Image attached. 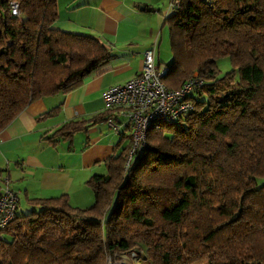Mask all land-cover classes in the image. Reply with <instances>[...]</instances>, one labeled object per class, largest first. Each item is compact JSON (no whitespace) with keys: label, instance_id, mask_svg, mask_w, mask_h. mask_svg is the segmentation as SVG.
I'll use <instances>...</instances> for the list:
<instances>
[{"label":"trees","instance_id":"16d2710c","mask_svg":"<svg viewBox=\"0 0 264 264\" xmlns=\"http://www.w3.org/2000/svg\"><path fill=\"white\" fill-rule=\"evenodd\" d=\"M172 1L164 82L176 89L199 73L193 110L150 127L148 148L128 166L127 127L106 173L87 182L91 206L68 194L28 199L3 230L0 264H107L136 249L148 264H264V0ZM57 19V0H0V132L32 101L68 93L109 63L97 37L56 29ZM222 57L233 69L219 77ZM113 116L68 121L46 140Z\"/></svg>","mask_w":264,"mask_h":264},{"label":"crops","instance_id":"0c3cea01","mask_svg":"<svg viewBox=\"0 0 264 264\" xmlns=\"http://www.w3.org/2000/svg\"><path fill=\"white\" fill-rule=\"evenodd\" d=\"M171 2L57 0L58 19L53 27L97 37L111 58L74 90L32 101L0 132V184L7 178L18 193L17 213L22 212L21 204L30 206L31 198L68 194L74 206L85 208L94 203L87 182L94 174H104L106 160L122 150L126 127L115 130L107 122L94 123L56 145L46 137L68 121L106 111L103 92L138 75L145 51L155 43L156 62L165 64L170 41L164 21L171 13ZM56 107H60L56 115L39 119Z\"/></svg>","mask_w":264,"mask_h":264},{"label":"built area","instance_id":"2783aa9c","mask_svg":"<svg viewBox=\"0 0 264 264\" xmlns=\"http://www.w3.org/2000/svg\"><path fill=\"white\" fill-rule=\"evenodd\" d=\"M176 5L178 2L172 1L170 10ZM13 9H16L15 14ZM11 13L19 14L16 3H11ZM168 71V65L156 62L155 43L145 51L138 75L124 84L110 86L103 92L106 110H114L116 115L107 123L115 130L125 126L131 131L127 166L148 148L149 128L154 126L159 130L164 124H174L183 119L193 110L191 97L204 86V79L195 72L179 88L170 89L164 82ZM3 182L0 184V238L3 230L15 218L18 205V193L10 187L7 178ZM139 257L136 250L125 254L114 253L108 256L107 264H137Z\"/></svg>","mask_w":264,"mask_h":264},{"label":"rangeland","instance_id":"374dc122","mask_svg":"<svg viewBox=\"0 0 264 264\" xmlns=\"http://www.w3.org/2000/svg\"><path fill=\"white\" fill-rule=\"evenodd\" d=\"M164 30H165V33L167 34L168 40H169V30H168V27H165ZM169 46H170V43H169ZM165 54L166 53H164V56H165ZM165 57H166L165 58L166 59L165 65L170 64L172 62V53H171L170 47H169L168 53L166 54ZM218 65H219V68H220L219 77H223L224 75H226L227 72H229V71H231L233 69V67H232V65H231L230 60H229L228 57H222V58H220L218 60ZM128 133L131 134V131L128 130ZM103 172L106 173V170H104ZM28 210H30L29 207H26V205H22L21 204V206L19 208V211L27 212ZM136 253L138 255L140 254V257L138 258L137 264H148V260L146 259V256H145V252L144 251L139 250V249H136Z\"/></svg>","mask_w":264,"mask_h":264},{"label":"clouds","instance_id":"9594fccd","mask_svg":"<svg viewBox=\"0 0 264 264\" xmlns=\"http://www.w3.org/2000/svg\"><path fill=\"white\" fill-rule=\"evenodd\" d=\"M16 13V9H13V14H15Z\"/></svg>","mask_w":264,"mask_h":264}]
</instances>
